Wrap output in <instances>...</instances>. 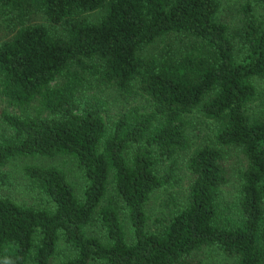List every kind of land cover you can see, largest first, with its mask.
Listing matches in <instances>:
<instances>
[{
    "label": "trees",
    "instance_id": "16d2710c",
    "mask_svg": "<svg viewBox=\"0 0 264 264\" xmlns=\"http://www.w3.org/2000/svg\"><path fill=\"white\" fill-rule=\"evenodd\" d=\"M220 3L0 0V168L63 156L82 178L77 196L60 167L22 166L39 203L0 195V264H202V250L264 264V0H239L235 26ZM168 34L181 46L147 50ZM155 191L166 211L149 229Z\"/></svg>",
    "mask_w": 264,
    "mask_h": 264
},
{
    "label": "rangeland",
    "instance_id": "374dc122",
    "mask_svg": "<svg viewBox=\"0 0 264 264\" xmlns=\"http://www.w3.org/2000/svg\"><path fill=\"white\" fill-rule=\"evenodd\" d=\"M238 4L239 0H221L219 7V16L220 19L225 22L228 26H235L239 14H238ZM95 14H91L89 17H94ZM35 19L32 21L40 20L39 16H34ZM11 34V24L10 22H2L0 26V38L6 39ZM180 36L177 34H168L160 39H158L155 43L151 44L147 50L155 51L160 46H163L164 43H168L172 45L173 48L176 46H181L178 43V39ZM183 39V38H182ZM107 100H112V93L108 91L107 94L103 95ZM111 108L116 106L115 102L109 103ZM0 106H6L3 103H0ZM11 112H15L16 110L8 109ZM30 112V111H29ZM112 112V111H111ZM191 127L188 136L194 140V142L199 143L202 136H204L206 130V125L203 120L198 117L191 116ZM4 129L3 125L0 124V131ZM242 155L236 149H230L229 154L227 156L225 166L227 168L228 176L230 178V182L228 185V189L233 191L234 183V175L236 170L243 163ZM27 163H37V164H52L60 167L67 177V179L72 183L75 192L80 196L81 186H82V178L78 169L74 166L72 160L69 157L59 156L52 159H43L39 160L38 158H29V157H17L12 159L6 165L0 168V173H6L8 175V179L5 183H0V195H5L10 197L12 200L29 205H35L39 203V196L36 192L30 190L21 175V168L24 164ZM177 176L180 178V182L175 187V190H178L179 193H183L186 185L189 183V172L186 170L184 165V160L180 161L178 164ZM166 196L165 191H155L151 198L150 202L151 207L147 206V226L149 229H152L156 226V222L162 218L166 209L163 206V200ZM123 225L126 230L127 240H130L129 226L126 221H123ZM87 232L91 234H97L99 232L98 228L94 225L87 228ZM195 260H198L202 264H226L223 262L220 257L214 254L211 251L202 250L193 255Z\"/></svg>",
    "mask_w": 264,
    "mask_h": 264
}]
</instances>
